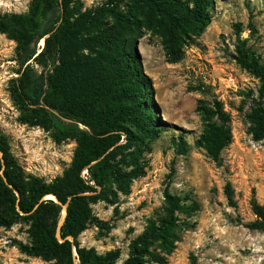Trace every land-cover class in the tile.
<instances>
[{
	"label": "rangeland",
	"instance_id": "obj_1",
	"mask_svg": "<svg viewBox=\"0 0 264 264\" xmlns=\"http://www.w3.org/2000/svg\"><path fill=\"white\" fill-rule=\"evenodd\" d=\"M32 1L0 0V13H27ZM99 8L102 21L120 28L139 58L153 93L147 102L155 133L128 125L114 147L115 170L94 194L103 198L91 202L97 220L79 234L81 246L99 254L119 250L122 264L131 242L164 216L171 194L195 209L179 214L187 224L165 264H264V232L248 227L256 219L253 202L264 206V140L254 139L248 118L255 107L264 108V95L260 80L238 62L239 51L250 48L264 65V0H215L210 25L200 35L180 29L176 52L160 16L149 17L135 0H76L74 12ZM16 53L17 43L0 32V132L25 173L49 183L72 164L77 141L57 142L51 132L23 122L26 113L13 90ZM216 100L230 116L233 135L217 161L199 142L207 119L216 121L208 117ZM112 102L130 106L125 99ZM117 171L131 180L127 187ZM228 183L236 207L225 195ZM29 228L23 218L0 226V264H50L25 252Z\"/></svg>",
	"mask_w": 264,
	"mask_h": 264
},
{
	"label": "trees",
	"instance_id": "obj_2",
	"mask_svg": "<svg viewBox=\"0 0 264 264\" xmlns=\"http://www.w3.org/2000/svg\"><path fill=\"white\" fill-rule=\"evenodd\" d=\"M135 3L149 17L160 16L172 47L179 41L180 29L186 26L194 28L196 35L203 33L211 23L215 6V0ZM75 6L76 0H33L27 13H0V32L17 43L13 90L26 113L23 122L51 132L57 142L77 141L70 167L48 183L25 173L8 137L0 132V226L10 227L18 218L27 220L31 243L25 252L50 264H118L119 250L99 254L93 248L82 247L78 236L97 220L91 202L103 198L94 194L115 170L114 147L130 131L128 125L139 134L152 137L155 133V113L148 105L153 93L121 29L102 21V8L75 16ZM239 52V64L260 80L263 96L264 65L250 48ZM179 59L178 55L171 61ZM116 99H125L130 106L117 108L112 102ZM213 116L216 121L207 119L206 132L199 142L217 161L233 135L222 102L214 101L208 113L209 118ZM248 118L254 139L264 140V108L255 107ZM117 173L127 187L131 180ZM225 195L236 207L230 183ZM64 205L67 212L59 228ZM194 209L185 199L166 195L164 216L158 223L151 222L131 242L122 264H165L179 240L178 233L187 224L179 214H190ZM252 211L256 219L248 227L264 232V206L254 201Z\"/></svg>",
	"mask_w": 264,
	"mask_h": 264
},
{
	"label": "water",
	"instance_id": "obj_3",
	"mask_svg": "<svg viewBox=\"0 0 264 264\" xmlns=\"http://www.w3.org/2000/svg\"><path fill=\"white\" fill-rule=\"evenodd\" d=\"M0 156H1V152H0ZM50 198V197H49ZM53 198L56 202H58L57 198L55 196L51 197ZM66 212H67V205H64L63 206V215H62V218L60 220V223H59V228L60 226L62 225L64 219H65V216H66ZM57 236L61 239V236H60V233H59V230L57 232ZM70 239H73V237H70Z\"/></svg>",
	"mask_w": 264,
	"mask_h": 264
}]
</instances>
